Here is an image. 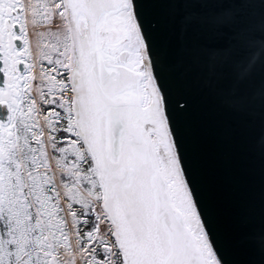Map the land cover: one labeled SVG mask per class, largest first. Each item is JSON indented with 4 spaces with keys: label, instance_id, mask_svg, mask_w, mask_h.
<instances>
[{
    "label": "snow or ice",
    "instance_id": "snow-or-ice-1",
    "mask_svg": "<svg viewBox=\"0 0 264 264\" xmlns=\"http://www.w3.org/2000/svg\"><path fill=\"white\" fill-rule=\"evenodd\" d=\"M218 3L264 0H0V264H230L148 7ZM257 55L241 39L210 53L239 80Z\"/></svg>",
    "mask_w": 264,
    "mask_h": 264
},
{
    "label": "water",
    "instance_id": "water-1",
    "mask_svg": "<svg viewBox=\"0 0 264 264\" xmlns=\"http://www.w3.org/2000/svg\"><path fill=\"white\" fill-rule=\"evenodd\" d=\"M259 3V0H254ZM156 41L173 52L170 87L186 93L190 109L177 126L188 169L212 218L230 264H261L264 256V58L243 80L210 53L233 40L264 42V5L255 3L157 4ZM191 17L186 38L179 21ZM228 17L232 28L218 18ZM246 28L242 37L237 33ZM259 52V49L257 50Z\"/></svg>",
    "mask_w": 264,
    "mask_h": 264
}]
</instances>
